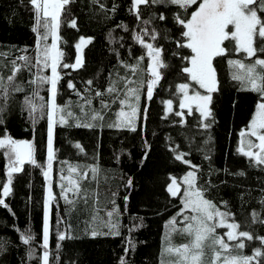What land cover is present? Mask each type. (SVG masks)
Returning <instances> with one entry per match:
<instances>
[{"label": "trees", "instance_id": "1", "mask_svg": "<svg viewBox=\"0 0 264 264\" xmlns=\"http://www.w3.org/2000/svg\"><path fill=\"white\" fill-rule=\"evenodd\" d=\"M199 2L185 13L188 18ZM131 3L71 0L62 10L57 42L61 64L76 63L81 37L89 43L82 49L79 67L58 66L49 162V82L40 79L49 77V67L37 64V41L44 29L32 30L36 23L30 0H0V137L29 142L36 161L25 162L12 174L11 191L3 197L7 161L0 149V198L7 205L0 206V264H39L47 183L52 191L47 264H121L122 259L124 264H162L166 223L177 219L182 208L180 195L172 196L168 186L191 169L203 197L228 213L239 231L264 237V165L237 149L240 133L261 98L250 85L233 79L243 70L229 63L250 64L254 58L229 45L228 53L213 60L217 83L211 93V116L204 118L194 109L182 111L177 87L194 86L181 71L190 66L181 60L191 55L190 50L177 47L182 28L174 16L183 10L175 5H140L137 19ZM161 14L164 20L159 19ZM259 15L264 18V13ZM153 31L156 40L151 39ZM135 35L160 48L167 65L158 69L161 79L151 99L147 98L151 60ZM44 43L50 45L51 37L41 46ZM257 56L264 58V53ZM70 81L74 88L68 87ZM129 89H136L139 101ZM165 101L172 102L169 113ZM130 105L137 107L135 131L127 126ZM177 155L183 159L177 160ZM49 164L52 177L46 180ZM69 180L79 190L68 192L65 200L61 186L71 187ZM253 213L259 220L254 221ZM61 234L64 240L59 239ZM22 235L32 239L26 244ZM253 249L261 250L257 264H264L259 239L247 240L246 252Z\"/></svg>", "mask_w": 264, "mask_h": 264}, {"label": "snow or ice", "instance_id": "2", "mask_svg": "<svg viewBox=\"0 0 264 264\" xmlns=\"http://www.w3.org/2000/svg\"><path fill=\"white\" fill-rule=\"evenodd\" d=\"M71 0H30V4L35 13L36 26L32 29L34 32H38L40 28L44 31L39 34L37 41V64H43L45 68H51L50 77H40L42 82L51 83V92L53 94V101L55 98V91L57 81L60 79L58 74V66L63 68H77L81 65L82 59L79 55L81 47L84 44L89 43L83 37L80 38V42L76 45L77 57L76 63L61 64V58L63 53L58 49L57 42L61 39L58 35L60 28L61 12L65 6L69 4ZM198 0H132L130 11L140 19L139 7L140 5L149 4H166L175 5L182 12L176 14L174 19L181 26L182 31L180 33L181 40L177 41L178 48H186L190 50L191 55L181 56V60L187 61V64L181 69V71L187 76L185 79L190 78L192 82L199 86L201 89H205L207 94H200L196 92L194 95H188V89L190 87L187 83H181L177 87V91L183 94V98L180 100V108L191 109V104L196 103L197 109L201 112V115L205 118L211 116L209 105L212 101L211 93L216 91V75L213 68V60L215 57L225 55L229 52V45H232V49L235 52H242L246 54L247 58H254L252 63L245 64L240 60H230L231 65L236 66L238 69L243 70L233 75V79L239 80L246 86L250 85V90L258 92L260 94V102L256 105V112L250 121L248 128V135L253 136L259 143H254L251 140L248 142L249 151L243 154L253 158L257 164H264V58L257 56V53H264V18L259 14L264 13V0H200L196 10L190 13L188 18L185 13L188 9L197 4ZM166 17L161 14L160 20H164ZM145 24L149 21H144ZM71 26L75 27V21L71 22ZM145 35H149L146 30ZM152 40H156L157 34L155 31L150 34ZM49 36L51 37V45L44 43L41 46V42L47 41ZM138 41L142 47L147 49V55L151 60L148 65V72L151 79L147 81V98L151 99L153 95L154 86L157 85L161 79V73L159 68L167 67L161 60V49L155 47L151 43H145L144 39L140 35L133 37ZM225 42H228L226 44ZM259 42V45H258ZM175 55V53H174ZM21 59L27 60V57H21ZM140 59H143L141 57ZM135 71V68H133ZM9 82L13 77H9ZM89 84L91 81L88 82ZM69 88H74L71 81L68 84ZM20 89L17 88V91ZM113 91V89H109ZM101 95V93H97ZM129 95L139 101V96L136 94V89H129ZM167 105L168 110H171V101L164 102ZM35 111V105L32 106ZM131 113L127 119V126L131 130L135 131L134 118L137 113V107L130 105ZM52 111L48 114V160L51 162L53 159V113L56 110V105L53 102L51 105ZM123 114V113H122ZM182 115V113H176ZM94 119L96 117H93ZM63 123V119H61ZM90 126V125H87ZM207 126V125H205ZM242 136L245 133H241ZM79 147V145H77ZM0 149H7V155L10 161V167L8 170V182L3 184L2 196L7 197L11 191V177L13 172L21 171L18 165L25 163L27 159L29 162L36 164V161L32 159V145L27 142H18L10 137L0 139ZM251 149H258L252 151ZM243 151V149H240ZM14 156V159H13ZM177 160H182L181 155L176 156ZM188 163V161H184ZM50 168V164H49ZM74 171V170H73ZM46 180L49 177V171L44 172ZM196 181V176L193 172H189L184 177V183L188 185V190L183 192L184 199L182 203L184 209L193 213L189 217H185L183 231L187 232L193 237L189 244L183 245L179 248L169 247L167 251H175L180 260L177 264H202L204 244L209 239L212 240V246L214 250L213 264L220 259L222 253H229L233 245H230L225 241L222 236H216L217 227H226L229 229L224 235L227 237V241H235L234 247L243 249L245 247L244 240L259 239L261 244L264 245V237H254L250 232L238 231L240 225L235 222L227 223L226 217L228 213L220 212L216 206L209 200L203 198L200 190L193 189ZM71 187L61 186V194L65 200H68L67 193L71 191H78V185L75 181L69 180ZM131 184V180H129ZM168 191L171 195L176 196L180 192V186L175 179L168 187ZM48 195L44 201V225H43V244L47 248L48 244V231H49V202L52 199L50 187L47 190ZM127 199V198H125ZM71 203V201H69ZM0 206L7 207L5 199L0 198ZM112 215L111 212L108 213ZM253 218L259 220V216L253 213ZM264 223V221H261ZM173 226L176 223L175 218L170 221ZM96 233H93L95 235ZM21 239L24 243H29L32 239L31 236L22 235ZM60 240H64L63 234L59 235ZM262 252L260 249H255L253 256H225L223 264H251V261L256 257H260ZM45 262L47 261V252L44 254ZM121 264H124L123 259Z\"/></svg>", "mask_w": 264, "mask_h": 264}, {"label": "rangeland", "instance_id": "3", "mask_svg": "<svg viewBox=\"0 0 264 264\" xmlns=\"http://www.w3.org/2000/svg\"><path fill=\"white\" fill-rule=\"evenodd\" d=\"M85 40H88V39H85ZM84 46H85V44L81 47V50L79 52V55L80 56L82 54V49H83ZM57 47H58V45H57ZM77 55H78V53H77ZM50 76H51V68L49 67V77ZM150 79H151V76H150ZM48 91H49V97H48V103H49L48 114H49V112L52 111L51 105L53 104V102L55 103V101H53V94L51 92V83H49V90ZM187 91H188V95L189 96L194 95L196 92H199L202 95L203 94H207L205 89L199 88V86L196 85L195 83H194V86H190ZM55 97H56V91H55ZM182 98H183V94L181 96V99ZM54 100H55V98H54ZM193 109L196 110L201 115V112L197 109L195 102H193L191 104V109H189V108H183V109L180 108V110H182V111H185L186 110L188 112H191ZM171 110H172V104H171ZM171 110H168L167 105H166V113H169ZM255 112H256V108L254 110V113L252 115V118H253ZM252 118L250 119V121L252 120ZM53 120H54V113H53ZM250 121H249V123H250ZM249 123H248V125H249ZM242 132L245 133L244 136L241 135ZM242 132L240 133L239 140H238V145H237L238 152H240L241 154H243L244 152L250 150L248 148V142H249V140H251L252 142L257 143V144L259 143V141L256 140L255 137L248 135V128L247 127ZM5 137L6 136L0 137V139H3ZM19 142H27V141H19ZM27 143H29V142H27ZM240 149H243V151H241ZM2 150H3V152H4L5 156H6V161H7L6 171H7V182H8V170H9V167H10V161H9V157L7 155V149H2ZM251 150L252 151H257L258 149H251ZM244 156H246V155H244ZM246 157L250 158L249 156H246ZM13 159H14V156H13ZM250 159H252L253 162H255V160L253 158H250ZM25 162H29V161L26 159ZM18 166L21 167V165H18ZM46 171H49V177H48L47 180H50L51 177H52V173H51L50 168L48 167L46 169ZM189 172H193L195 174V176H196L195 171L193 169H191V170H188L180 178V181H178L176 178H174L177 181L178 185L180 186V192L176 196L180 195L181 201L184 199L183 192L185 190H188V185L185 184L183 181H184V177ZM171 183H172V181H171ZM49 187H50L49 186V183H47L46 184V189H45V198L48 195L47 190H48ZM191 190H193V191L198 190L197 189V186H196V181H195V185H194L193 189H191ZM51 194H52V191H51ZM48 211H49V209H48ZM219 211L226 213L225 211H222V210H219ZM192 214L193 213H191L189 210L184 209V205L182 203V208L180 209L179 216L177 217V219L175 218V220H176L175 225L173 226V224L170 223V221H172L173 218L169 222L166 223V227H165V230H164V233H163V237H162V242H163V256H162V261H161L162 264H177V261L180 260V256L175 251L169 252V251H167V249L169 247L179 248V247H181L183 245L189 244L191 242V240L193 239L192 236H190L187 232L183 231L184 224L187 222V221H185V217H189ZM226 221H227V223L235 222V221H233L230 218L229 215L226 217ZM228 230L229 229H227L226 227H217L216 228L215 235L216 236H222L227 243H229L230 245H233V247L231 248V251L229 253H222L221 254V257L216 262V264H223V261H224V257L225 256H253V253H254V250L255 249L251 250L250 253H247L246 252V243H247V240L246 239L244 240L245 247L243 249H239V248L234 247V245L236 243L235 241H227V237L224 234ZM45 252H47V249L44 247V244H43L42 253H41L40 257H39V264H47L48 263V254H47V261L46 262H45V259H44ZM203 253L204 254H203V257H202V264H213V261H214L215 256H214V250H213L212 240L211 239H209L208 241L205 242L204 249H203ZM251 264H257V257L251 261Z\"/></svg>", "mask_w": 264, "mask_h": 264}]
</instances>
